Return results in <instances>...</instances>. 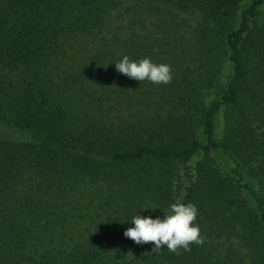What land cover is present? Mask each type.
I'll return each mask as SVG.
<instances>
[{"label": "trees", "instance_id": "1", "mask_svg": "<svg viewBox=\"0 0 264 264\" xmlns=\"http://www.w3.org/2000/svg\"><path fill=\"white\" fill-rule=\"evenodd\" d=\"M174 202L202 245L124 236ZM0 264H264V0H0Z\"/></svg>", "mask_w": 264, "mask_h": 264}, {"label": "clouds", "instance_id": "2", "mask_svg": "<svg viewBox=\"0 0 264 264\" xmlns=\"http://www.w3.org/2000/svg\"><path fill=\"white\" fill-rule=\"evenodd\" d=\"M117 72L140 82L145 80L152 84H170L172 82L171 66L164 63H154L150 58L132 61L125 55L115 63ZM149 210V209H144ZM198 208L193 203L174 202L163 217L153 219L135 215L124 236L136 244L152 243V252H159L164 246L167 250L179 254V250L190 251L193 244L202 245L204 238L196 223Z\"/></svg>", "mask_w": 264, "mask_h": 264}, {"label": "rangeland", "instance_id": "3", "mask_svg": "<svg viewBox=\"0 0 264 264\" xmlns=\"http://www.w3.org/2000/svg\"><path fill=\"white\" fill-rule=\"evenodd\" d=\"M92 43L83 38H70L65 41L64 51L59 57V67L61 69H76L83 62L85 57L89 54ZM228 66L225 68L223 80L228 76ZM223 129V117L220 113L217 117V135L220 136ZM200 156L196 157L194 163ZM225 168H229L230 164H224Z\"/></svg>", "mask_w": 264, "mask_h": 264}]
</instances>
